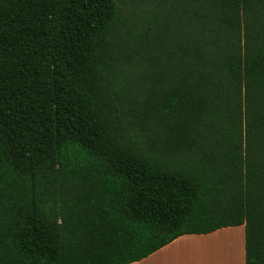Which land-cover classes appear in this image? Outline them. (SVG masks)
<instances>
[{
    "label": "trees",
    "instance_id": "obj_1",
    "mask_svg": "<svg viewBox=\"0 0 264 264\" xmlns=\"http://www.w3.org/2000/svg\"><path fill=\"white\" fill-rule=\"evenodd\" d=\"M237 226L264 264V0H0V264Z\"/></svg>",
    "mask_w": 264,
    "mask_h": 264
},
{
    "label": "crops",
    "instance_id": "obj_2",
    "mask_svg": "<svg viewBox=\"0 0 264 264\" xmlns=\"http://www.w3.org/2000/svg\"><path fill=\"white\" fill-rule=\"evenodd\" d=\"M130 264H244L241 226L183 235Z\"/></svg>",
    "mask_w": 264,
    "mask_h": 264
}]
</instances>
